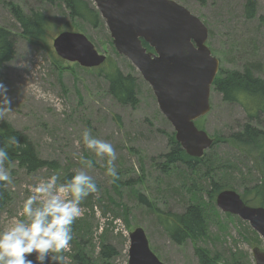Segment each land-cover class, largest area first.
<instances>
[{
	"label": "rangeland",
	"instance_id": "1",
	"mask_svg": "<svg viewBox=\"0 0 264 264\" xmlns=\"http://www.w3.org/2000/svg\"><path fill=\"white\" fill-rule=\"evenodd\" d=\"M175 1L206 25V45L218 58L219 68L240 70L250 65L264 80V23L259 19V16L264 18V0H257L256 17L252 19L245 16V0ZM13 7L24 15L38 12L44 17L42 43L34 45L23 37L11 11ZM0 26L15 33L16 39L15 57L5 64L0 79V84L7 89L12 110L0 121L5 120L25 133L39 157L55 160L60 171L75 173L84 167L81 157L93 163L90 175L98 191L89 194L80 205L82 217L77 221H82L84 235L75 231V221L71 250L62 253L65 264H83L73 256L79 247L87 248L90 264H103L99 258L103 239L118 251L109 263L127 264L128 233L136 227L143 229L150 249L166 264H198L197 248L204 249L215 260L214 264H254L252 249L258 247L264 251V239L247 221L229 216L217 207L216 215L209 217L205 237L177 244L160 226L159 211L182 212L190 203L191 176L181 167L164 171L162 155L168 151L173 129L160 112L149 84L130 60L114 49L105 25L92 27L86 22L71 20L67 9L59 2L0 0ZM63 30L86 35L95 48L105 54L104 70L116 65L124 74L137 77L136 105L120 104L108 93L104 71L98 70L101 65L84 68L55 54L52 39ZM209 101L208 113L195 120L196 127H201L214 139L215 144L207 153L227 160L231 180H234L233 190L246 197L248 205L257 206L249 200L255 192L248 191L260 183L264 173V165L259 160L264 141H259L251 152L239 148L228 136L247 122L244 109L239 103L224 102L213 88ZM259 124L257 126L264 131V116L259 118ZM85 130L114 146L118 180L112 182L106 175V160L99 161L84 148L81 135ZM60 171L43 168L26 174L15 168L10 170L12 182L5 185L9 200L0 209V231L18 218L17 213L30 195V189L40 179L60 176ZM139 196L146 198L147 204L142 203ZM29 259L36 264L34 257Z\"/></svg>",
	"mask_w": 264,
	"mask_h": 264
},
{
	"label": "water",
	"instance_id": "2",
	"mask_svg": "<svg viewBox=\"0 0 264 264\" xmlns=\"http://www.w3.org/2000/svg\"><path fill=\"white\" fill-rule=\"evenodd\" d=\"M107 27L116 52L128 58L149 84L158 108L170 123L175 141L190 157H201L214 139L195 125L210 110V91L219 60L206 45L204 22L175 0H91ZM143 42L152 50H148ZM62 60L84 68L105 62L86 35L63 30L52 39ZM216 207L247 221L264 239V207L246 204L233 189L215 196ZM127 264H166L150 249L142 228L128 233ZM254 264L264 251L252 249Z\"/></svg>",
	"mask_w": 264,
	"mask_h": 264
},
{
	"label": "trees",
	"instance_id": "3",
	"mask_svg": "<svg viewBox=\"0 0 264 264\" xmlns=\"http://www.w3.org/2000/svg\"><path fill=\"white\" fill-rule=\"evenodd\" d=\"M45 1L62 4L67 9L71 20L86 22L92 27L105 25L91 0ZM256 5L257 0H245L244 12L246 18L252 19L256 17ZM11 11L14 14V18L20 24L23 37L34 45H38L44 41L43 30L45 28V19L41 14L32 12L29 15H24L16 7H13ZM259 19L264 23L262 16H259ZM143 45L148 50H152L145 42H143ZM15 54V33L6 27L0 26V79L3 77L2 70L5 64L11 61L15 57ZM56 59L60 61L59 58L56 57ZM98 68L99 71H104L103 77L107 83L108 93L117 102L123 105H136V76L124 74L116 65L105 70V64ZM211 87L221 94L224 102L239 103L244 109L248 117L247 122L238 131L231 133L228 138L239 148L250 152L253 151L257 148L259 141H264V131L260 126H257L260 125L259 118L264 116V80L256 75L250 65H244L243 69L240 70H224L219 68ZM9 137H15L21 146L16 147L13 145L6 147ZM214 144L213 142L212 146ZM0 148H5L8 153V161H6L5 167L11 171H13V168L22 170L26 174H33L43 168L60 171V166L55 160L39 157L34 144L29 140L27 135L12 127L5 120L0 121ZM209 149L201 157H190L175 141L174 133L172 132L169 138L168 151L162 155L164 159V171L181 167L191 176L189 182L190 203L183 208L182 212L168 213L159 211L157 214L160 226L166 231L169 238L177 244H182L187 239L205 237L207 235V226L210 223L209 217L216 215L215 196L221 190L233 189L234 180H231V172L228 169L230 167H227V160L218 154L207 153ZM259 160L264 165V151ZM60 172V182L71 178L75 174L68 170ZM197 192L198 195L196 194ZM248 192H255L253 198H249V200H253L257 206L264 207V173L260 183L255 184ZM139 198L142 203L147 204L146 198H143V196H139ZM241 198L248 204L245 199L246 197L243 198L241 196ZM8 200L9 194L7 189L5 186L0 187V209L5 206ZM231 215L229 214V216ZM77 220L75 231H77L78 235L82 236L84 235V231L81 229V226L83 227L82 221ZM252 233L254 234V232ZM255 237H257L256 234ZM86 251H88L87 248L84 250L79 247V250L73 256L82 261L83 264H90L91 260H89ZM195 253L198 264L215 263V260L204 249L197 248ZM117 255L118 251L116 248L110 245V243H106V240L103 239L100 243L99 251V258H101L102 263L110 264L109 260Z\"/></svg>",
	"mask_w": 264,
	"mask_h": 264
},
{
	"label": "clouds",
	"instance_id": "4",
	"mask_svg": "<svg viewBox=\"0 0 264 264\" xmlns=\"http://www.w3.org/2000/svg\"><path fill=\"white\" fill-rule=\"evenodd\" d=\"M7 89L0 84V119L10 112L11 101ZM84 148L99 161L106 160V175L112 182L119 179L114 146L92 136L89 130L81 135ZM20 147L15 137H9L6 147ZM8 153L0 148V187L12 182L10 170L5 167ZM84 166L75 171L69 179L60 182V177L51 175L40 179L30 189V195L23 201L20 210L10 226L0 231V264H65L62 253L71 250L72 225L82 217V201L98 191L90 170L91 159L80 158Z\"/></svg>",
	"mask_w": 264,
	"mask_h": 264
}]
</instances>
